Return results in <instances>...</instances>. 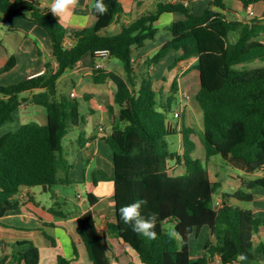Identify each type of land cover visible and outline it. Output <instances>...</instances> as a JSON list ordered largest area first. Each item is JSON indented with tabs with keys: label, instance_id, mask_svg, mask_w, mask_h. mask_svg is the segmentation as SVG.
Wrapping results in <instances>:
<instances>
[{
	"label": "trees",
	"instance_id": "16d2710c",
	"mask_svg": "<svg viewBox=\"0 0 264 264\" xmlns=\"http://www.w3.org/2000/svg\"><path fill=\"white\" fill-rule=\"evenodd\" d=\"M193 1L197 0L176 4L160 0L153 11L122 24L120 34L102 35L125 17L120 0H104L109 6L108 13L100 16L93 11L94 26L76 32H70L39 0H0V24L8 16L31 21L46 30L53 54L52 62L46 63L42 74L17 85H0V128L12 122L16 111L26 103L45 109L48 117L46 124L29 122L0 138V219L25 203L21 198L24 188L47 186L51 192L54 187L73 184L70 178L73 165L64 155V139L74 128L80 129L81 148L89 139L81 130L86 119L78 99L58 95V82L86 55L108 50L109 58L120 60L125 72L123 76L95 68L92 73L95 84L113 82L117 89L114 95V106L118 107L116 126L104 138L113 153L115 186L116 215L108 224V231L135 251L142 264H212L216 258L221 264H234L239 253L247 255L246 261L260 264L264 239L259 237L264 232V218L231 203L232 199L253 203L257 196L243 190L220 193L222 183L213 181L208 166L193 156L195 129H179L178 123L168 120L172 103L178 105V79L173 82L168 99L160 103L162 93L156 91L150 70L172 51L181 52L176 64L197 59L200 90L196 100L203 114L202 139L207 163L219 155L229 166L246 175L258 173L264 168V66L242 67L255 61L264 62V42L258 41L264 35V24L228 20L224 12L230 0H205L209 7L202 15H196ZM233 1L241 2L246 9L264 2ZM164 13H179L185 19L166 28L171 39L156 55L143 64H136L134 50L144 48L157 38L160 31L155 24ZM235 32L239 38L232 41L231 34ZM67 39L73 42L72 46L66 45ZM16 64L12 56L0 69V76ZM109 111L114 113L113 108ZM172 135L182 136V154L170 150L167 138ZM134 148L138 149L135 156L132 155ZM170 161L182 165L185 173L174 175ZM243 184L249 191L264 189V178L243 181ZM218 195L223 203L220 208L216 207ZM87 198L92 207L98 203L93 194ZM138 199L148 201L145 215L149 211L159 213L154 241L134 233L119 216L121 206ZM167 222L174 224L175 234L185 238L187 247H183L178 237L168 234L164 227ZM204 228L210 230L212 238L205 244L203 256L194 262L190 240L198 238ZM77 232L93 264H112L107 252L110 247L100 235L91 211L78 218ZM46 238L56 246L55 239L48 235ZM0 246L4 249L7 244L1 242ZM15 246L23 250L0 256V264H5L8 258L11 264H40V249L34 243L24 241ZM75 252L78 255L76 248ZM57 264H74V261L59 255Z\"/></svg>",
	"mask_w": 264,
	"mask_h": 264
},
{
	"label": "crops",
	"instance_id": "0c3cea01",
	"mask_svg": "<svg viewBox=\"0 0 264 264\" xmlns=\"http://www.w3.org/2000/svg\"><path fill=\"white\" fill-rule=\"evenodd\" d=\"M39 1L42 3L43 6L49 8L51 2H48V0ZM158 1L160 0H120L125 12V17L119 20L118 22L112 24L107 31L102 33V35L120 34L122 30V24H129L131 21L135 20L140 15L148 11H153ZM163 1L171 4H176L182 3L184 1L188 2L190 0ZM236 2L237 3H233V0L226 2L227 9L224 13L228 20L239 21L246 24L255 21H261L264 24V2H258L256 4H253L247 9L244 8L241 2ZM94 4L95 0H80V6L74 11V18L69 22L61 23L70 32H76L94 26V24L96 23V18L93 15ZM192 6L196 15H202L205 10L209 7V2L205 0H197L192 2ZM251 11L254 13V15L250 14ZM134 14H136V16H134ZM230 16L234 17V19H231ZM184 19L185 17L179 13L162 14L155 24L156 28H158L160 31L157 38L154 41L149 42L144 48L134 50V62L136 64H143L147 58L156 55L158 51L162 48V46L165 45L171 39V35L166 31V28L169 25L178 21H182ZM3 24L15 26L16 29H24L30 33L39 32V28H41L29 20L10 16L5 18ZM234 34L236 36V40H238L239 33L235 32ZM258 41L264 42L263 34L259 36ZM48 55L53 60L52 50L51 53H49ZM180 56L181 52H170V54L166 58H164L159 64L151 68L150 73L154 78V87L156 91L161 92V96H165V94H167V96H165V100H167L170 96L173 82L178 79V94L181 95V99H178L179 108L177 109L181 110V118L178 122L179 129H181L182 127L195 129L192 126H187L186 118L187 115H189L187 113L190 112L192 117H199L202 118V120L203 114L198 102L197 105H193L191 97L187 94L189 91L185 89V85L187 82L186 80L188 78L195 79L198 76L200 79V73L196 69L197 59L182 61L176 64V61L180 58ZM10 58L11 56L0 60L3 67L8 63ZM48 62L49 61L46 60L42 63L40 67L36 68L35 70H32L33 72L30 73L28 78L42 74L45 70L46 63ZM98 64H101L103 66L102 68L106 70L115 71L114 61L112 60V58L103 59L92 54L86 55L74 69L80 79L78 80L77 84H75V88L71 91L70 96L72 95V93H76L77 99L82 97L85 102L92 104H96L98 103V101H101V104L98 106V109L101 112V122L96 125L93 134H91L90 136L86 134V138H88L89 141L86 143V146L84 148H81L79 146L80 129L75 128V130H77L78 132V138L71 140V144L72 146H77L75 151L77 152V156L75 157L74 162H72L69 158L66 157L67 160H70L69 162L73 165V169L70 174L72 182L74 184H84L87 196L88 194H93L98 199V203L92 207L88 202V198H84L80 195V212L76 211L74 213L69 214H64L60 212L57 213L54 212L52 208L43 206L41 202L36 201L35 193H33V190L31 188L22 189L21 196H25V203L17 211L10 213L0 219V243L5 242L7 244L4 249L0 246V256H10L14 253L16 249L21 251L23 250V248L16 247V243L30 241L36 246H38V248L40 249V264H44V256L42 254V250L49 249L50 246L56 250V255H54V257H50L49 261L47 260L46 262L47 264H57V258L59 255H62L65 258L74 261V264H80L82 253L85 254L87 250L82 238L77 232V222L78 218L81 215L91 211L97 221V227L100 235L105 240H107V243L110 247V250H108L107 252L111 258L112 264L113 261H115V263L117 264H142L140 263V261L135 259L133 255L130 254L126 245L122 244L108 231V224L114 221L116 215L114 208L115 186L112 180V177L114 175V166L112 163L113 153L110 146L104 141V138L111 134L114 129V126H116L115 116L118 113V107L114 106V95L117 89L116 85L113 82H108L104 85H97L94 83L92 79V73L96 68V65ZM117 73L125 76L124 71L123 73ZM76 86H79L80 90H78ZM198 92L199 90L196 92V95ZM187 97H189V99H187ZM105 101H107L108 103H105ZM32 108L33 105H31L30 103L24 104L16 111L14 115V120L19 119L21 121L25 117H29L28 113L34 110ZM111 108H113L114 110L113 114H111L109 111V109ZM90 111L91 115L96 114V110L91 109ZM30 117H33L32 119H35L40 124H46L48 121L47 112L45 111V109H37L34 115L31 114ZM5 125L0 128V138L9 132L17 131L22 126L21 125L15 131L5 132L3 131ZM101 129H103V131H101ZM197 134L198 133L196 131V133L192 136V139ZM183 150L184 148L182 146V151ZM83 165H87V168L82 170V175H75L77 167ZM171 171L174 175H183L185 173V168L182 165L171 164ZM97 174L99 175V177ZM247 176H249L247 177V179L242 178L240 176H238L237 178L234 177L231 178V181L233 182L241 180L242 186L244 187L243 181H253L264 178V168L258 173ZM211 178L213 181H218L216 176L213 177L212 173ZM237 191L228 193L234 194ZM257 192H261L262 195L258 196ZM251 193L256 195L257 199L253 203L249 204L250 206H252L251 208H253H250L249 210H252L257 217L264 218V202L261 200H264V189L256 188L252 190ZM57 196L60 197L59 195ZM219 199L220 198H218L217 200ZM231 203L241 208L245 207H243V205H241L234 199L231 200ZM30 204H33L38 210H40V212L46 213L47 215H50L51 213L53 215H57L59 219L54 220L49 216L47 218L44 217L42 213L39 214L34 209H32L30 207ZM64 216H66V218H64ZM46 228L52 229L54 231V236L48 233L47 230H45ZM15 232H21L24 234H17ZM46 235L55 239V247L52 246L51 242L46 238ZM211 238L212 237L210 234V230L208 228H204L203 230H201L198 238H191L190 243L192 258V240L203 241V244H196V249H194L198 260L199 257L203 256L205 244ZM259 239H264V232L259 237ZM63 241H67L68 244L72 247V254H64V252L61 250ZM75 248L78 251V255H76ZM115 249L121 250V255L117 256L114 251ZM217 260L218 258H216V262L212 264H217ZM262 261H264V256L261 262ZM5 264H11V258H8ZM86 264L93 263L89 259V263ZM240 264H244V262Z\"/></svg>",
	"mask_w": 264,
	"mask_h": 264
},
{
	"label": "rangeland",
	"instance_id": "374dc122",
	"mask_svg": "<svg viewBox=\"0 0 264 264\" xmlns=\"http://www.w3.org/2000/svg\"><path fill=\"white\" fill-rule=\"evenodd\" d=\"M48 2H51V0H48ZM233 3H237L236 1H233ZM136 16V14H134ZM231 19H234V17L230 16ZM231 40L236 41V36L234 33L231 34ZM52 50V42L51 39L43 28H39V32L30 33L24 29H16L15 26L9 25V24H0V60L6 57H12L14 56L16 58V66L8 73L2 74L0 76V85L1 86H11V85H17L22 82H24L28 76L30 75L32 70H35L36 68L40 67L42 63L46 60L49 62H52V59L48 55L51 53ZM114 61L115 66V72L123 73L124 67L120 60L116 58H112ZM113 66V67H114ZM264 62L263 61H255L248 63L244 65L242 68H259L263 67ZM3 67V65L0 62V68ZM80 78L76 74L74 70L68 71L58 82V95H64V96H70L71 91L75 88V84H77L78 80ZM185 89L189 92L187 93L191 99L193 105H197L196 100V92L200 90V79L197 76V78H188L186 80ZM115 87V86H114ZM78 90H80L79 86H76ZM27 96V94H26ZM167 96V94H165ZM165 96L159 95L160 103H163L165 101ZM181 95L178 94L177 98L180 100ZM80 106H81V113L85 117L86 122L81 124L82 129H84L85 133L87 135H91L94 132V129L97 124L101 122V112L98 109V106L101 104V101H98L96 104L87 103L85 100L80 97L78 99ZM105 103H108L105 101ZM179 108V105H177L175 102L172 103V109L167 113L168 120L177 124L180 120L176 119L174 116V112ZM34 110L28 113L29 117H25L21 121L19 119L13 120L12 122H9L6 124L3 128V131H15L17 128H19L23 123H29V122H38L35 119H32L33 117H30V115H34L35 111L37 109L43 110V108L38 106H33ZM91 109L96 110V114L91 115ZM187 118H186V124L187 126H192L196 129L197 135L193 137V140L196 144V150L193 154L194 158L200 159L204 162L206 166H208L209 170L211 171L213 177L216 176L219 182L222 183V188L220 190V193H232L237 190H243L245 192L250 193L247 188L242 186L241 180L237 181H231V178H237L238 176L247 179L246 174L243 172L236 170L229 166L221 156L217 155L214 156L210 162L207 163L206 161V150L205 146L203 144V120L199 117H192L191 113L188 112ZM194 115V114H193ZM190 116V117H189ZM190 119V122H189ZM78 138V132L77 130L72 129L71 132L66 136L63 142L64 146V155L65 157L69 158L72 162H74L75 157L77 156L76 148L77 146H72L71 140ZM167 141L170 146V150L172 152H177L182 154V139L180 135H172L167 138ZM87 154V153H85ZM69 160V161H70ZM170 163L176 164L175 161H170ZM87 165H83L80 167H77L75 175H82V170L86 169ZM98 175V174H97ZM99 177V175H98ZM26 189V188H24ZM33 190V193H35L36 201L41 202L43 206H47L48 208H52L54 212H60L64 214L74 213L76 211H81V200L80 195L84 198H87V194L85 191V186L82 183H73L70 186L61 185L54 187L51 192L45 191L43 187H34L31 188ZM258 196H261V192H257ZM59 195L60 197H58ZM219 198L218 196H215V200ZM26 199V198H24ZM263 202L264 200L261 199ZM243 205L244 208L250 209L252 206H250V203H240ZM30 207L34 209L37 213L43 214L44 217H51L54 220L59 219L57 215H53L52 213L47 215L46 213L40 212L33 204H30ZM253 209V208H251ZM165 229L167 230L168 234L171 235V233H175L174 230V224L171 222H167L165 224ZM48 233L52 234L54 236V231L52 229L46 228ZM17 234H24L21 232H15ZM174 237H177V235H172ZM203 241L201 240H192V248H193V260L194 262L197 261V255L194 251L196 249V244H201ZM203 244V243H202ZM38 247V246H37ZM61 250L64 252V254H72V247L68 244L67 241L62 242ZM127 247V246H126ZM128 250L131 255L135 257L138 261V256L135 251H133L131 248L128 247ZM1 251V248H0ZM116 255H121L122 251L119 249L114 250ZM42 254L44 256V264H47V260L49 261L50 257H54L56 255V250L50 246L49 249L42 250ZM1 255V252H0ZM85 255V256H83ZM87 257V258H86ZM87 261V262H86ZM89 263V258L87 252L85 254L82 253L81 262L80 264H86ZM141 263V262H140ZM117 264V263H115ZM244 264H257L256 262L252 261H244Z\"/></svg>",
	"mask_w": 264,
	"mask_h": 264
},
{
	"label": "clouds",
	"instance_id": "9594fccd",
	"mask_svg": "<svg viewBox=\"0 0 264 264\" xmlns=\"http://www.w3.org/2000/svg\"><path fill=\"white\" fill-rule=\"evenodd\" d=\"M80 6V0H51L49 9L50 13L58 19L59 22H69L74 18V11ZM109 6L104 3V0H95L93 11L103 16L108 13ZM138 154V149L132 150V155ZM148 201L145 199H138L130 204L121 206L118 209L119 216L125 225L131 227V230L139 236L147 240H156L157 233L155 228L159 219V213L149 211L147 215L144 214V209ZM171 235H176L171 233ZM248 259L245 253H239L235 257L236 264L246 261ZM115 264V261H113ZM264 264V261L260 262Z\"/></svg>",
	"mask_w": 264,
	"mask_h": 264
},
{
	"label": "built area",
	"instance_id": "2783aa9c",
	"mask_svg": "<svg viewBox=\"0 0 264 264\" xmlns=\"http://www.w3.org/2000/svg\"><path fill=\"white\" fill-rule=\"evenodd\" d=\"M250 14H251V15H254V13H253L252 11L250 12ZM65 43H66V45H67L68 47H70V46L73 45V42H72L71 40H69V39H67V40L65 41ZM95 56H97V57H99V58L107 59V58L110 57V52H109L108 50H100V51H97V52L95 53ZM102 67H103V66H102L101 64L96 65V68H102ZM71 97H72V98H77V94H76V93H72ZM187 99H189V97H187ZM174 116H175L176 119L180 120V118H181V110H176L175 113H174ZM101 131H103V129H101ZM21 198H25V196H21ZM222 205H223V203H222V201H221L220 199L216 201V207H217V208L222 207ZM217 264H221L219 258H218V260H217ZM234 264H235V263H234Z\"/></svg>",
	"mask_w": 264,
	"mask_h": 264
},
{
	"label": "water",
	"instance_id": "95a60500",
	"mask_svg": "<svg viewBox=\"0 0 264 264\" xmlns=\"http://www.w3.org/2000/svg\"><path fill=\"white\" fill-rule=\"evenodd\" d=\"M43 188H44L45 191H47V186H44ZM177 237L181 241L183 247H187L188 246V243H186V240H185V238L182 235L178 234Z\"/></svg>",
	"mask_w": 264,
	"mask_h": 264
}]
</instances>
